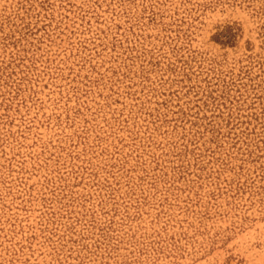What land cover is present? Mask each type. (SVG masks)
Wrapping results in <instances>:
<instances>
[{
  "label": "rangeland",
  "instance_id": "374dc122",
  "mask_svg": "<svg viewBox=\"0 0 264 264\" xmlns=\"http://www.w3.org/2000/svg\"><path fill=\"white\" fill-rule=\"evenodd\" d=\"M0 264H264V0H0Z\"/></svg>",
  "mask_w": 264,
  "mask_h": 264
}]
</instances>
